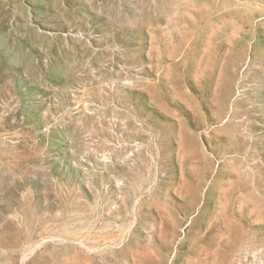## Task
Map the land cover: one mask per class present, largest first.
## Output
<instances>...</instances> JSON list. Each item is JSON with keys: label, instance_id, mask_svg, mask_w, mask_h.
Returning <instances> with one entry per match:
<instances>
[{"label": "rangeland", "instance_id": "rangeland-1", "mask_svg": "<svg viewBox=\"0 0 264 264\" xmlns=\"http://www.w3.org/2000/svg\"><path fill=\"white\" fill-rule=\"evenodd\" d=\"M0 264H264V0H0Z\"/></svg>", "mask_w": 264, "mask_h": 264}]
</instances>
